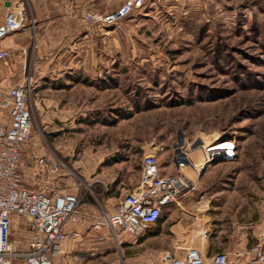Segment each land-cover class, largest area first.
Masks as SVG:
<instances>
[{
    "label": "rangeland",
    "instance_id": "1",
    "mask_svg": "<svg viewBox=\"0 0 264 264\" xmlns=\"http://www.w3.org/2000/svg\"><path fill=\"white\" fill-rule=\"evenodd\" d=\"M122 2L7 3L23 4L24 23L6 37L0 92L19 84L32 90L21 174L37 185L52 181L81 198L79 212L100 216L114 212L108 196L132 189L143 155L155 154L161 174H171L180 139L190 150L194 141L208 148L234 140L236 160L212 163L173 204L178 232L165 233L160 246L152 241L160 225L151 226L125 264H160L183 243L245 264L264 230V0H147L113 26L83 19ZM41 156L58 161L59 173L43 172ZM202 162L200 151L195 165ZM27 236L13 224L22 252Z\"/></svg>",
    "mask_w": 264,
    "mask_h": 264
},
{
    "label": "built area",
    "instance_id": "2",
    "mask_svg": "<svg viewBox=\"0 0 264 264\" xmlns=\"http://www.w3.org/2000/svg\"><path fill=\"white\" fill-rule=\"evenodd\" d=\"M147 0H123L116 10L104 14L85 12V22L98 23L109 27L126 19L136 10L142 9ZM24 23L22 3L6 10L0 24V42L19 31ZM9 51L0 43V62H5ZM32 90L29 84L7 87L0 92V111L7 120H0V264H56L58 247L71 240L75 233L66 229L67 224H78L87 217L78 211L81 198L56 190L52 181L46 180L36 190L23 186L20 160L31 139L33 124ZM225 141V140H224ZM212 142L214 146L204 148L202 140L190 146L180 140L175 145L172 162L176 171L162 175L155 154L143 155L139 179L116 204L113 213L102 211L93 218L92 229L106 230L113 241L119 234L139 238L162 217L163 208L175 204L185 189L194 188V181L184 174L185 168L196 169L189 157L192 150L199 149L203 162L197 177L206 163L221 161L234 162L237 158V144ZM226 147L218 150L217 148ZM36 164L43 172L57 174L61 164L48 156L37 158ZM196 171V170H195ZM194 173V172H193ZM22 220L27 251L22 252L13 239V219ZM206 238V233L203 232ZM104 238L100 236L99 241ZM260 242L252 248V260L245 264H264V230L259 234ZM179 256L163 253L160 264H236L227 252L211 257L194 247L181 250Z\"/></svg>",
    "mask_w": 264,
    "mask_h": 264
},
{
    "label": "crops",
    "instance_id": "3",
    "mask_svg": "<svg viewBox=\"0 0 264 264\" xmlns=\"http://www.w3.org/2000/svg\"><path fill=\"white\" fill-rule=\"evenodd\" d=\"M10 1L13 0H0V24L3 22L7 10V3H9ZM26 33L27 30L20 34L26 35ZM0 43L4 48H7V46L9 45L7 38L2 40ZM172 164L173 165L171 171L175 172V165L173 162ZM22 179L23 186L28 189L36 190L40 187V184L37 185L36 183H33L29 180H25V175L23 178V174ZM137 183L138 180L134 185H131V188L136 186ZM128 191L129 190L118 194L117 197L108 196L107 201L118 203ZM173 206L174 205H168L163 208L162 217L166 216V219L161 223V217L160 220L155 224L160 225L159 233H154L152 237V241L155 244L161 243V239L165 233L173 234L178 232V225L172 221L175 215ZM85 214L87 215V217L82 219L78 224H67L66 229L69 231H73L75 233V236L71 240L64 242L58 247V254L54 259L56 264H125L130 260V258L133 257V249H135L137 246H141V243L138 245L136 244V240H138V238H132L126 234H119L117 236V241L115 242L110 238L106 230H93L91 227L93 224L92 220L94 217H97V215L94 212ZM13 222L16 224H22V220H20L19 218H14ZM100 236L104 238L102 241L98 240ZM146 241L149 242L151 241V239L148 238L142 243H145ZM188 247L189 246H186L185 243H183L181 247H179V251H173L172 248H168L166 251L175 256H179L182 253L181 250ZM197 249L203 251V249L201 248ZM160 250H162V248ZM203 252H205L209 257L215 255L212 252Z\"/></svg>",
    "mask_w": 264,
    "mask_h": 264
},
{
    "label": "bare ground",
    "instance_id": "4",
    "mask_svg": "<svg viewBox=\"0 0 264 264\" xmlns=\"http://www.w3.org/2000/svg\"><path fill=\"white\" fill-rule=\"evenodd\" d=\"M181 140V139H180ZM220 148H224L226 149V147H220ZM200 152L199 149H195V150H192V152L190 153L189 157L191 158L193 164L195 165V159H196V156L198 155V153ZM196 166V165H195ZM186 170H189L188 172ZM196 170V171H195ZM200 169L196 166V169L193 170L190 169V168H185L184 169V172L186 174V177L189 179V180H192V181H195V176H196V173L199 171ZM194 172V173H193Z\"/></svg>",
    "mask_w": 264,
    "mask_h": 264
},
{
    "label": "water",
    "instance_id": "5",
    "mask_svg": "<svg viewBox=\"0 0 264 264\" xmlns=\"http://www.w3.org/2000/svg\"><path fill=\"white\" fill-rule=\"evenodd\" d=\"M214 162H215V161H212V162L206 163V164L204 165L203 169L201 170L200 175H202V174L204 173V171H205L206 169H208V167H210V165H211L212 163H214Z\"/></svg>",
    "mask_w": 264,
    "mask_h": 264
},
{
    "label": "flooded vegetation",
    "instance_id": "6",
    "mask_svg": "<svg viewBox=\"0 0 264 264\" xmlns=\"http://www.w3.org/2000/svg\"><path fill=\"white\" fill-rule=\"evenodd\" d=\"M157 228L156 229H159V226H156Z\"/></svg>",
    "mask_w": 264,
    "mask_h": 264
}]
</instances>
